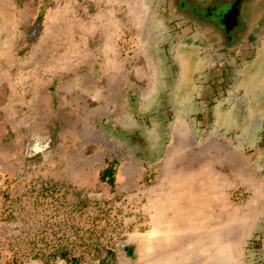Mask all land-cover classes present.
<instances>
[{
    "label": "rangeland",
    "instance_id": "1",
    "mask_svg": "<svg viewBox=\"0 0 264 264\" xmlns=\"http://www.w3.org/2000/svg\"><path fill=\"white\" fill-rule=\"evenodd\" d=\"M156 3L0 0V264H65L59 251L78 264H103L106 252L111 264H246L264 218V153L250 156L264 39L202 132L185 108L196 53L179 48L178 113L142 165L112 131L167 88ZM110 161L112 187L98 180Z\"/></svg>",
    "mask_w": 264,
    "mask_h": 264
},
{
    "label": "flooded vegetation",
    "instance_id": "2",
    "mask_svg": "<svg viewBox=\"0 0 264 264\" xmlns=\"http://www.w3.org/2000/svg\"><path fill=\"white\" fill-rule=\"evenodd\" d=\"M155 13L164 25L155 27L154 35L161 36L155 61L164 72L167 88L154 97L147 111L134 106L132 124L112 131L122 138L131 158L142 165L158 158L178 113L172 95L179 78L175 60L179 48L196 53L199 70L185 108L202 132L213 123L221 101L238 86V78L254 66L261 50L258 42L264 39V0H157ZM238 98L242 107L248 106L249 96ZM260 114L259 140L250 154L254 159L264 153V110ZM147 131L155 138L149 139ZM245 255L246 264H264V218L251 232Z\"/></svg>",
    "mask_w": 264,
    "mask_h": 264
},
{
    "label": "trees",
    "instance_id": "3",
    "mask_svg": "<svg viewBox=\"0 0 264 264\" xmlns=\"http://www.w3.org/2000/svg\"><path fill=\"white\" fill-rule=\"evenodd\" d=\"M113 163L114 161H110L103 170L98 175V180L102 183L112 187L115 180V168ZM128 255H130V252H128ZM112 257L108 252H106L105 259H103L101 262L103 264H111L109 262V259ZM59 259L60 261H63L65 264H78V261L76 258H71L68 256V254L64 251H59L55 254V259Z\"/></svg>",
    "mask_w": 264,
    "mask_h": 264
},
{
    "label": "built area",
    "instance_id": "4",
    "mask_svg": "<svg viewBox=\"0 0 264 264\" xmlns=\"http://www.w3.org/2000/svg\"><path fill=\"white\" fill-rule=\"evenodd\" d=\"M122 247H124V246H122Z\"/></svg>",
    "mask_w": 264,
    "mask_h": 264
}]
</instances>
